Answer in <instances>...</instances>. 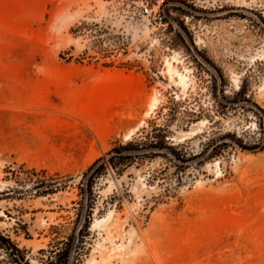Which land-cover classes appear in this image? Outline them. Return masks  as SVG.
Returning a JSON list of instances; mask_svg holds the SVG:
<instances>
[{
  "label": "rangeland",
  "instance_id": "obj_1",
  "mask_svg": "<svg viewBox=\"0 0 264 264\" xmlns=\"http://www.w3.org/2000/svg\"><path fill=\"white\" fill-rule=\"evenodd\" d=\"M152 2L0 0V231L34 257L89 215L83 264H264V148L238 145L264 140V0ZM155 127L176 153L91 195Z\"/></svg>",
  "mask_w": 264,
  "mask_h": 264
},
{
  "label": "trees",
  "instance_id": "obj_2",
  "mask_svg": "<svg viewBox=\"0 0 264 264\" xmlns=\"http://www.w3.org/2000/svg\"><path fill=\"white\" fill-rule=\"evenodd\" d=\"M264 130V121L259 123ZM237 141L238 138H236ZM213 142L209 140L207 146ZM242 149L256 150L264 148V140L255 142L252 146H244L238 142ZM204 148L198 155L203 154ZM167 151L174 152V146L170 145L166 135L160 127L153 128L150 132L142 133L125 144H117L103 156L97 158L83 172L84 184L92 195V187L95 179L110 165L114 169H120L132 163L136 159L152 156H166ZM90 216L87 215L78 225L79 219L74 221L72 232L63 238H57L49 242L47 248H40L37 255L30 257V252L10 237L0 231V264H83V256L88 250V241L91 237L89 230ZM56 228V226H52ZM28 235V234H26Z\"/></svg>",
  "mask_w": 264,
  "mask_h": 264
},
{
  "label": "built area",
  "instance_id": "obj_3",
  "mask_svg": "<svg viewBox=\"0 0 264 264\" xmlns=\"http://www.w3.org/2000/svg\"><path fill=\"white\" fill-rule=\"evenodd\" d=\"M165 0H153L152 4L149 5L146 3L145 5L142 6V11L146 15H151L152 19L161 24L164 25V15L161 12V7L164 5Z\"/></svg>",
  "mask_w": 264,
  "mask_h": 264
},
{
  "label": "bare ground",
  "instance_id": "obj_4",
  "mask_svg": "<svg viewBox=\"0 0 264 264\" xmlns=\"http://www.w3.org/2000/svg\"><path fill=\"white\" fill-rule=\"evenodd\" d=\"M67 19H69L68 17H66ZM66 19V20H67ZM72 19V18H71ZM167 69L170 71V72H172V73H176V74H178V76H179V81L183 84V86L185 85V83H186V78H185V76L182 74V73H180L179 71H178V69L177 68H175L169 61H167ZM156 102H157V98L156 97H153L152 98V100H151V102H150V109H153V107H155V105H156ZM145 116H146V114H145ZM142 122H140L139 124H138V126L141 124ZM137 128V127H136ZM136 128H134L133 130H131L127 135H130V134H132L133 133V131L136 129Z\"/></svg>",
  "mask_w": 264,
  "mask_h": 264
}]
</instances>
